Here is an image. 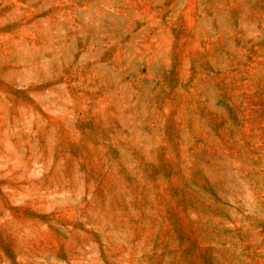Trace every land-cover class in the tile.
Segmentation results:
<instances>
[{
  "label": "rangeland",
  "instance_id": "rangeland-1",
  "mask_svg": "<svg viewBox=\"0 0 264 264\" xmlns=\"http://www.w3.org/2000/svg\"><path fill=\"white\" fill-rule=\"evenodd\" d=\"M0 264H264V0H0Z\"/></svg>",
  "mask_w": 264,
  "mask_h": 264
}]
</instances>
